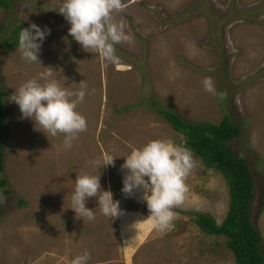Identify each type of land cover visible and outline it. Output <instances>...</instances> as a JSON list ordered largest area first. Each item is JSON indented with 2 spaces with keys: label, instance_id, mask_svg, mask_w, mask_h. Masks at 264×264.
<instances>
[{
  "label": "rangeland",
  "instance_id": "rangeland-1",
  "mask_svg": "<svg viewBox=\"0 0 264 264\" xmlns=\"http://www.w3.org/2000/svg\"><path fill=\"white\" fill-rule=\"evenodd\" d=\"M7 1L8 8L0 6V97L7 115L0 178L9 192L0 187L7 198L0 207V264H71L85 251L91 254L88 264H236L226 238L206 234L195 223L198 213L220 223L229 202L221 173L195 154L189 191L174 209L171 231L154 228L143 238L144 225H134L146 218L131 202V209L120 203L119 218L131 225L127 242L118 218L104 216L93 198L86 206L95 209V220L67 217L75 189L74 183L68 188V177L94 174L91 162L104 153L118 157L115 167L101 170V183L106 190L112 183L115 197L123 188L121 156L155 139L185 147L183 135L156 105L186 122L218 123L228 115L240 128L229 146L246 158L255 182L251 221L264 256V0H124L127 7L114 17L134 42L116 45L118 66L83 50L68 34L71 25L58 12L62 0ZM32 23L51 29L39 56L42 65L27 62L18 50L19 33ZM6 39L18 44L7 49ZM45 67L64 87L78 90L86 81L88 92L95 89L77 109L88 128L71 149L63 134L48 138L34 130L12 101L15 90ZM205 77L213 79L217 93H227L224 100L204 90Z\"/></svg>",
  "mask_w": 264,
  "mask_h": 264
},
{
  "label": "clouds",
  "instance_id": "clouds-1",
  "mask_svg": "<svg viewBox=\"0 0 264 264\" xmlns=\"http://www.w3.org/2000/svg\"><path fill=\"white\" fill-rule=\"evenodd\" d=\"M124 0H62L59 13L70 23L69 35L79 43L83 50L96 53L103 61L120 64L116 54V45L131 44L134 37L125 31V24L117 22L114 13L125 10ZM51 29H41L35 23L23 28L19 33V47L22 58L29 63H41L39 56L43 42ZM38 78L22 83L13 94L22 113L21 119H31L34 130L43 132L48 138L64 135V145L71 149L73 142L88 128L87 119L77 109L88 92L86 81L79 83L78 90H71L53 79V69L45 67ZM204 90L224 100L227 93H217L211 77L202 81ZM125 162L121 165L124 172L122 193L126 197L143 190V201L147 203L153 227L160 231H171L176 219L174 209L181 207L186 200L189 187L188 175L196 167L193 153L186 147L175 145L170 140L155 139L141 148L133 149L130 154L121 156ZM118 157L104 153L92 161L97 169L94 174L77 175L75 189L71 197V209L77 218L95 220V209L86 206V202L95 198L100 212L110 220L123 214L120 201L114 199L113 192L104 190L101 185V170L115 167ZM6 197L0 193V203H6ZM142 222L134 225L137 226ZM91 254L85 251L75 257L71 264H88Z\"/></svg>",
  "mask_w": 264,
  "mask_h": 264
},
{
  "label": "trees",
  "instance_id": "trees-1",
  "mask_svg": "<svg viewBox=\"0 0 264 264\" xmlns=\"http://www.w3.org/2000/svg\"><path fill=\"white\" fill-rule=\"evenodd\" d=\"M0 6L8 8L10 4L7 0H0ZM16 44L17 40L9 39L4 43L7 49ZM156 107L173 129L183 135L184 146L198 156L205 167L219 171L226 181L229 202L222 221L217 223L212 215L198 213L196 225L206 234L224 236L236 264H264L260 232L251 221L255 182L246 158L236 156L229 146L231 140L240 136V128L228 115L218 123L186 122L174 111ZM6 122V110L0 97V175L4 169L2 143ZM5 186V179L0 178V187L8 193Z\"/></svg>",
  "mask_w": 264,
  "mask_h": 264
},
{
  "label": "crops",
  "instance_id": "crops-1",
  "mask_svg": "<svg viewBox=\"0 0 264 264\" xmlns=\"http://www.w3.org/2000/svg\"><path fill=\"white\" fill-rule=\"evenodd\" d=\"M77 169H79V166H77ZM73 174H74V172H72ZM80 173V172H79ZM80 175V174H79ZM73 178H75V180L77 179V177H76V175L74 174V175H70L69 177H68V183H69V187L68 188H71V189H73V183L75 184V180H73ZM102 187H103V189L104 190H106L107 188H106V186L104 187V185H105V183L102 181ZM109 185H110V189H111V186H112V183H108V190H109ZM74 187H75V185H74ZM53 194H55V192L53 193ZM135 195L136 194H134V195H132V196H130V197H126L125 196V194L124 193H122V192H119V194L117 195V196H115L114 197V199L115 200H119L120 201V203L123 205V208H125V209H131L127 204H128V202H131V204L133 205V207H136L135 205H138L137 207L138 208H141L142 210L141 211H139V210H136L135 212L137 213V214H140V216H142V217H144V218H146V219H144V220H142V221H144L143 223H142V225H144V230L142 231V234H143V238H145L149 233H151V232H153L154 231V227H153V223H152V221L151 220H147V218H148V215H150L149 214V211H144V207L145 206H147V203L145 202V201H143V194H141V195H138V197H135ZM93 200L95 201V203H98L97 202V200L95 199V198H93ZM125 201V202H124ZM70 205V204H69ZM132 205H130V206H132ZM70 208V207H69ZM89 208V207H88ZM71 209V208H70ZM132 209H135V208H132ZM71 211H73V212H68V215H67V217L69 218V220H73L74 218H76L77 220L76 221H79V219L80 218H77V216H76V213H75V211L73 210V209H71ZM86 219V218H85ZM84 219V220H85ZM86 220H88V219H86ZM85 220V221H86ZM141 221V222H142ZM118 222V224H119V226L121 227V232H120V234H122L123 236V241L124 242H127L128 240H130L126 235H125V237H124V233L126 232L127 233V227H129V229H130V222H128L127 221V223H125L124 221L122 222L121 220H120V218H118L117 219V221H116V223ZM121 222H122V225H121ZM72 223V222H71ZM73 224V223H72ZM129 225V226H128ZM129 229H128V231H129ZM153 229V230H152ZM143 238H142V240H143ZM123 242V243H124ZM123 248H124V245H123Z\"/></svg>",
  "mask_w": 264,
  "mask_h": 264
}]
</instances>
